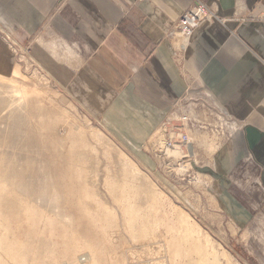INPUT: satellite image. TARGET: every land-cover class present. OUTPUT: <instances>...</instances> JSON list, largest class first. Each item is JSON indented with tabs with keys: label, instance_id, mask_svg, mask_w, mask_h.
<instances>
[{
	"label": "rangeland",
	"instance_id": "obj_1",
	"mask_svg": "<svg viewBox=\"0 0 264 264\" xmlns=\"http://www.w3.org/2000/svg\"><path fill=\"white\" fill-rule=\"evenodd\" d=\"M4 40L14 68L0 70V264H264L261 199L249 228L231 227L191 141L159 154L158 127L138 145Z\"/></svg>",
	"mask_w": 264,
	"mask_h": 264
},
{
	"label": "crops",
	"instance_id": "obj_2",
	"mask_svg": "<svg viewBox=\"0 0 264 264\" xmlns=\"http://www.w3.org/2000/svg\"><path fill=\"white\" fill-rule=\"evenodd\" d=\"M199 1L215 19L184 43L175 26L196 0H0V70L14 68L10 38L88 116L138 145L190 116L211 203L244 230L254 198L264 203V0Z\"/></svg>",
	"mask_w": 264,
	"mask_h": 264
},
{
	"label": "built area",
	"instance_id": "obj_3",
	"mask_svg": "<svg viewBox=\"0 0 264 264\" xmlns=\"http://www.w3.org/2000/svg\"><path fill=\"white\" fill-rule=\"evenodd\" d=\"M214 19L215 16L213 12H211L202 1L196 0L195 4L190 9L182 13L175 26V30L185 43L191 39L194 31L200 25L205 22L213 21ZM169 35L172 36L173 32ZM191 123L192 118L187 115L177 114L165 119L154 136V151L165 156L168 152L179 153L180 151L182 155L184 151L189 153L190 139L187 132L192 126ZM224 129L225 131L223 134H227L229 130L227 124L224 126ZM182 157L185 158L184 156Z\"/></svg>",
	"mask_w": 264,
	"mask_h": 264
}]
</instances>
